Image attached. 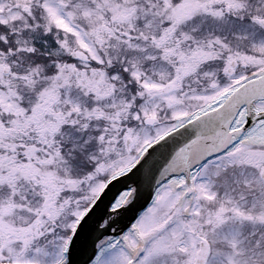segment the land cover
<instances>
[{
	"label": "snow or ice",
	"instance_id": "snow-or-ice-1",
	"mask_svg": "<svg viewBox=\"0 0 264 264\" xmlns=\"http://www.w3.org/2000/svg\"><path fill=\"white\" fill-rule=\"evenodd\" d=\"M0 264H264V0H0Z\"/></svg>",
	"mask_w": 264,
	"mask_h": 264
}]
</instances>
